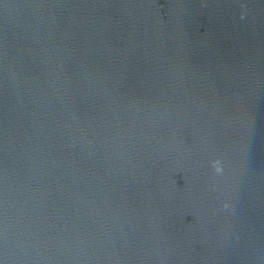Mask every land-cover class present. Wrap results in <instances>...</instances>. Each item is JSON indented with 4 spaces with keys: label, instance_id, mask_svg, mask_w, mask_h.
I'll return each mask as SVG.
<instances>
[{
    "label": "water",
    "instance_id": "water-1",
    "mask_svg": "<svg viewBox=\"0 0 264 264\" xmlns=\"http://www.w3.org/2000/svg\"><path fill=\"white\" fill-rule=\"evenodd\" d=\"M221 230H264V0H0V258Z\"/></svg>",
    "mask_w": 264,
    "mask_h": 264
},
{
    "label": "clouds",
    "instance_id": "clouds-1",
    "mask_svg": "<svg viewBox=\"0 0 264 264\" xmlns=\"http://www.w3.org/2000/svg\"><path fill=\"white\" fill-rule=\"evenodd\" d=\"M214 170L216 173H222L223 167H222V165H217V166H214Z\"/></svg>",
    "mask_w": 264,
    "mask_h": 264
}]
</instances>
